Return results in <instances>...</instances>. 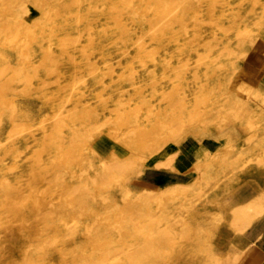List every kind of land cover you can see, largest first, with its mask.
Wrapping results in <instances>:
<instances>
[{
  "label": "bare ground",
  "instance_id": "obj_1",
  "mask_svg": "<svg viewBox=\"0 0 264 264\" xmlns=\"http://www.w3.org/2000/svg\"><path fill=\"white\" fill-rule=\"evenodd\" d=\"M194 133L209 150L149 173L172 182L119 177ZM249 175L264 184V0H0V264H158L179 237L189 264H236L219 197Z\"/></svg>",
  "mask_w": 264,
  "mask_h": 264
},
{
  "label": "crops",
  "instance_id": "obj_2",
  "mask_svg": "<svg viewBox=\"0 0 264 264\" xmlns=\"http://www.w3.org/2000/svg\"><path fill=\"white\" fill-rule=\"evenodd\" d=\"M191 137H195L196 142L199 143L193 151H187L183 155H188L193 160L194 157L202 155L209 150L210 147L196 134H191L184 138L179 145L191 144ZM226 137L236 141V137L229 133ZM213 140L212 145L216 146V142ZM200 142L202 143L201 145H199ZM253 147L257 148V145H253ZM250 152L252 153V150ZM154 180L153 182L148 181V184L155 186L156 182L160 184L170 182ZM263 190V180L249 175L219 197V202L227 218L218 226L214 240L220 245L219 248L222 253L231 246L239 249L242 255L236 264H264ZM218 239L220 241H217Z\"/></svg>",
  "mask_w": 264,
  "mask_h": 264
},
{
  "label": "rangeland",
  "instance_id": "obj_3",
  "mask_svg": "<svg viewBox=\"0 0 264 264\" xmlns=\"http://www.w3.org/2000/svg\"><path fill=\"white\" fill-rule=\"evenodd\" d=\"M130 17H131V15L128 16V19ZM221 101L222 100H219L218 103L211 104V107H210L211 114H212L210 117L211 122L217 121V119L219 118V115L222 112L223 108H225L223 106V102L221 103ZM181 141H174V140L168 141L161 149L153 150L148 155L146 160L142 161L139 164L138 170H131L129 173H126V174L121 173V174H119V177L123 178V179L126 178L128 185L135 192H139L142 189V187H145V186L151 187V188H160L162 186H165L166 184H160L157 182H156L155 186L149 185L148 181H151V182L155 181L154 179H151L149 173L153 169H158V167H156L154 165V163L156 162L157 159H164L167 155L174 154L175 158H176L175 160L179 161L180 157L182 156L183 153H186L187 151H193V149H195L199 143V142H196L195 137L190 138V141L192 143L189 145H187V144L179 145L181 143ZM213 141L216 142V146L219 145V143H220L219 141H216V140H213ZM148 143H149V141H148ZM201 144L202 143L200 142L199 145H201ZM162 149H163V152H161ZM122 154L123 155L125 154V149H123V151L120 152L119 155H122ZM184 168L185 167H180L179 169L181 171L178 173H180L181 175H183L189 179H191L197 175V173L194 171H192L190 173H184L183 172ZM170 182H172V181H170ZM151 184L153 185V183H151ZM56 195H58V192H56ZM59 200L60 199H57V198L55 199L56 203L58 202V204H60V206L58 207V209H59L58 211L62 212L64 210H66L67 207L64 205H61V201H59ZM131 201H132L131 203L133 205H135L136 200L132 199ZM196 201H198V199ZM178 203L179 204L183 203V200H179L176 202L173 200V201L167 202L157 212V215H160L162 217V219L160 221V225L158 226L160 230H164L165 225L168 224L170 220L173 219V220L177 221L180 218L178 215L181 214V212L178 210V208H179ZM133 209L134 208L132 207V210H131L132 216L137 215V211H135ZM135 219H138L141 222H144L147 229H150V226H152V223H153V218H151L150 216L143 217L141 215H137ZM70 221H71V218L66 217L65 220L58 222V223L59 224L64 223L67 226H69ZM177 241H178V243H177L178 247L177 248H179V250H177V249L175 250V248L172 249L169 247H158V248H153L148 256L150 258H154L155 260H157L158 264H189V262L187 260L189 258H192V255L190 254L191 252H187V251L185 252L182 250V249L187 248V244L189 243L187 238L179 237ZM178 252H180V253H178ZM172 257H174V258H172Z\"/></svg>",
  "mask_w": 264,
  "mask_h": 264
}]
</instances>
